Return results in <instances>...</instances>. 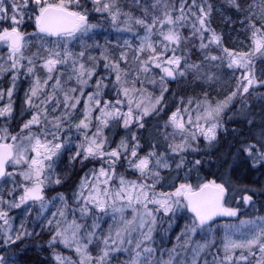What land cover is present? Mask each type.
<instances>
[{"label":"snow or ice","instance_id":"6c2138e0","mask_svg":"<svg viewBox=\"0 0 264 264\" xmlns=\"http://www.w3.org/2000/svg\"><path fill=\"white\" fill-rule=\"evenodd\" d=\"M0 264H264V0H0Z\"/></svg>","mask_w":264,"mask_h":264},{"label":"trees","instance_id":"16d2710c","mask_svg":"<svg viewBox=\"0 0 264 264\" xmlns=\"http://www.w3.org/2000/svg\"><path fill=\"white\" fill-rule=\"evenodd\" d=\"M95 22L96 21L93 20V23H95ZM217 22H219V19L218 18H217ZM101 27L103 29V32L97 38L99 39L100 43L103 44L108 37H110V36L114 37L115 36V31L114 30H111L110 31V29H111V25L110 24H103ZM99 30L100 29H98V31ZM233 38H235V34H233ZM226 41H227V37H226ZM226 148H227V142H225L224 145H222V150H226ZM254 178H256V177L249 176V177H246L245 179L246 180H250V179H254Z\"/></svg>","mask_w":264,"mask_h":264},{"label":"rangeland","instance_id":"374dc122","mask_svg":"<svg viewBox=\"0 0 264 264\" xmlns=\"http://www.w3.org/2000/svg\"><path fill=\"white\" fill-rule=\"evenodd\" d=\"M23 87H26V85H24ZM20 95H22V92L21 93H19ZM249 211H251V210H249ZM223 223V222H222ZM178 230V229H177Z\"/></svg>","mask_w":264,"mask_h":264}]
</instances>
